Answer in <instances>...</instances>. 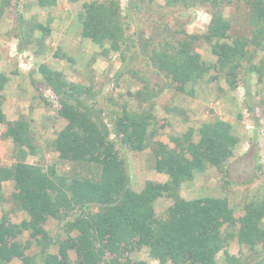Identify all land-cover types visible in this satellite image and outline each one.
<instances>
[{
	"label": "trees",
	"instance_id": "obj_1",
	"mask_svg": "<svg viewBox=\"0 0 264 264\" xmlns=\"http://www.w3.org/2000/svg\"><path fill=\"white\" fill-rule=\"evenodd\" d=\"M67 1L71 4L82 1L76 23L80 37L98 46L104 58L113 52L124 54L129 42L127 19L138 9L137 3L153 2L128 0L124 9L119 0ZM36 3L45 8L54 6L56 0H36ZM165 4L184 10L205 7L211 18L204 33L171 29L169 34L168 26H157L159 32L155 36L139 43L147 64L165 79L164 90L194 95L198 83L211 71L223 78L231 92L237 90L245 75L257 74L259 80L264 77V57L254 62L259 52L264 54V0H165ZM232 4L244 6L241 33H231L232 25L239 22L226 18L223 12V7ZM9 5L10 0L0 2V20ZM14 23L12 36L20 42L18 52L30 50L36 58L44 55L52 19L42 24L35 18L28 21L23 12H17ZM182 26L186 27V23ZM197 45L209 48L215 57L212 64L201 59L195 51ZM53 55L65 57L61 51ZM33 73L39 75L40 83L52 93L56 118L65 121L62 130L46 142V150L57 153L58 162L70 168L59 172L57 162L48 164L41 159L34 164L27 162L29 156L38 153L31 134L32 121L26 117L7 119L2 91L10 79L0 69V125L5 126L3 137L12 141L14 160L10 166H0V206L5 203L3 183L11 181L14 187L11 210L27 215L20 223H13L9 213L2 212L0 264L14 259L21 264H150L151 261L219 264L220 252L224 254L221 264H245L251 254L253 264H264L263 198H251L244 206L243 216L235 218L227 199L186 200L180 195L182 185L208 167L225 173L224 166L239 144L230 123L218 118L203 121L198 129L189 128L182 136L171 137L172 148L153 141L154 169L168 179L158 185L147 182L136 192L130 187L127 162L119 154L118 146L136 152L148 147L149 140L157 134L152 110L161 91H155L139 70L129 69L127 73L136 89L127 88L119 94V98H126L121 104L116 103L117 109L106 110L98 105L92 84L70 81L63 71L43 62L30 72L34 90L40 89ZM121 77L122 73L115 76L116 86ZM217 79L213 75L206 81ZM217 91L222 90L217 87ZM253 93L260 98L257 105L245 103L252 113L255 107L264 106V93L259 89ZM131 100L147 103L148 108L132 110ZM255 121L258 122L256 118ZM195 135L199 137L196 143ZM161 196L172 204L157 215L155 205ZM92 206L97 207V212L91 210ZM48 218L62 224L66 240H54L45 230ZM23 233L28 234L24 241L19 239ZM72 233H76L75 237ZM232 240L247 249V257L237 258L226 252ZM54 244L55 254L50 252ZM32 245L39 250L38 258L26 254ZM70 250L76 254L74 263L68 257ZM138 251H144L147 260L138 259Z\"/></svg>",
	"mask_w": 264,
	"mask_h": 264
},
{
	"label": "rangeland",
	"instance_id": "obj_2",
	"mask_svg": "<svg viewBox=\"0 0 264 264\" xmlns=\"http://www.w3.org/2000/svg\"><path fill=\"white\" fill-rule=\"evenodd\" d=\"M119 2L125 9L128 0H119ZM81 3L82 1L78 4H71L67 0H56L54 6L44 8L39 7L36 0H10V7L3 11L4 14L0 20V69L10 79L2 91L4 112L9 121H16L21 117L32 121L31 134L38 153L36 156H29L27 162L34 164L39 159L48 164L57 162L59 172H66L70 168L68 164L58 162L57 153L46 150V142L53 139L56 133L62 130L65 121L56 118V102L52 93L40 83L39 75L32 74L36 87L40 90H34L30 82V72L35 71L39 63H50L54 69L63 71L70 81L92 84L93 90L97 92L98 105L106 110L117 109L116 103L121 104L126 98L124 96L119 98V94H123L127 88L133 91L136 89V83L131 80L127 71L137 69L150 80L155 91L160 90L161 92L154 100V109L152 110L157 134L152 140H149L148 147L141 152H136L123 145L118 146L119 154L127 162L130 187L139 192L147 182L158 185L167 181L166 175L160 174L154 169V158L151 152L153 141L161 142L172 148L171 137L182 136L189 128L196 130L203 121L218 118L231 124L233 134L239 141L233 156L224 166L225 173L222 174L216 168L208 167L205 172L197 174L192 181L183 184L180 195L186 200L195 198L227 199L229 206L234 210L235 218L243 216L244 206L251 198L264 199V106L255 107L253 113L245 106V103L246 105L247 103L249 105L258 103L260 98L254 95L253 90L259 89L264 93V77L259 80L257 74L245 75L237 90L231 92L227 89L223 78L211 71L204 81L198 83L194 95L180 93L173 89L164 90L165 79L158 76L141 53L139 43L147 40L151 35L155 36L156 32H159L156 30L157 26L160 28L168 26L169 34L173 29L186 30L189 34L204 33L211 18L209 10L205 7H197L193 10L167 7L165 0H153L150 4L139 2L137 3L138 9L133 10L131 17L127 19L129 42L123 49L124 54L113 52L104 58L101 56V49L98 46L80 37L79 27L76 26V23ZM17 12H23L28 21L35 18L42 24H45L48 18L52 19L51 33L45 40L44 55L36 58L30 50L18 52L20 42L12 36L15 31L16 23L14 21ZM223 12L226 18H234L239 22L232 25L231 33L233 34V31L241 33L239 27H244L242 25V20L245 17L244 6L232 4L223 7ZM184 23H186V27L182 26ZM58 51L65 54V57L55 58L53 54ZM195 51L200 54L204 62L212 64L215 61V57L205 45H197ZM262 57L264 54L259 52L254 62L257 63ZM117 73H122V77L116 86V82L113 80ZM213 75L218 79L211 82L206 81ZM217 87H220L222 91L218 92ZM247 88H250L251 92L245 102ZM189 89V87L186 88L187 91ZM110 98L112 102L109 101ZM129 104L130 108L136 111H145L148 108L147 103L140 104L134 100H131ZM255 118L258 122L255 121ZM4 131L5 126L0 125V166H10L14 162L13 144L10 139L3 137ZM198 139V135H195L193 142L196 143ZM13 192V182L3 183L5 203L3 202L0 206V216L3 211L8 212L11 222L20 223L27 218V215L11 210V194ZM171 204L172 201L166 197H159L155 205L156 214H162ZM91 210L97 212V207L92 206ZM44 228L54 240L68 238L62 224L53 218H48ZM75 235L76 233L71 234L72 237ZM27 238V233H23L19 237L23 241ZM56 248L57 246L54 244L50 248V252L55 254ZM257 251L261 252L260 249ZM38 252V248L32 245L26 254L35 255L38 258ZM226 252L237 258L247 257L248 254L247 249L236 240L228 243ZM136 254L138 259L147 260L144 251H138ZM125 256L135 258L131 254H125ZM68 257L72 263L75 262L74 251L70 250ZM223 257V252H220L218 254L219 264L222 263ZM253 262L251 254L245 264H253ZM8 264H21V261L14 259ZM150 264L157 263L151 261Z\"/></svg>",
	"mask_w": 264,
	"mask_h": 264
}]
</instances>
